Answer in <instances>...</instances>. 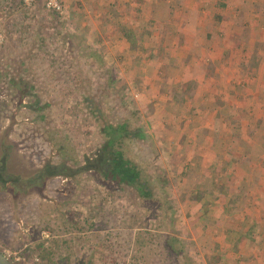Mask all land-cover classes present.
Listing matches in <instances>:
<instances>
[{
	"label": "rangeland",
	"instance_id": "obj_1",
	"mask_svg": "<svg viewBox=\"0 0 264 264\" xmlns=\"http://www.w3.org/2000/svg\"><path fill=\"white\" fill-rule=\"evenodd\" d=\"M60 1L0 3V252L264 264V0ZM121 123L149 198L76 173Z\"/></svg>",
	"mask_w": 264,
	"mask_h": 264
},
{
	"label": "trees",
	"instance_id": "obj_2",
	"mask_svg": "<svg viewBox=\"0 0 264 264\" xmlns=\"http://www.w3.org/2000/svg\"><path fill=\"white\" fill-rule=\"evenodd\" d=\"M7 76V75H6ZM5 76V77H6ZM4 77V73L0 71V82ZM8 78V76H7ZM15 77H12L10 82L15 84ZM19 84H22V80L18 79ZM23 88V86H21ZM21 95L27 96L26 89H20ZM41 119H43L41 117ZM105 134V141L103 145L97 150L93 158H88L85 164L82 165L77 172L82 171H94L100 174L105 179L116 182L118 185L124 187H132L136 189L139 194L144 198H149L153 195L152 189H150L149 182L143 178V172L133 160L129 159L121 147L123 140L130 136L131 131L128 129L127 123H121L117 126L107 125L102 130ZM135 134V133H134ZM7 156L5 155L0 160V181L5 186L8 182L16 183L20 177L14 174H7L6 172ZM71 167H68L65 162L60 165L46 164L33 178H43L44 176H57L70 174ZM33 181V180H32ZM12 184V183H11Z\"/></svg>",
	"mask_w": 264,
	"mask_h": 264
},
{
	"label": "built area",
	"instance_id": "obj_3",
	"mask_svg": "<svg viewBox=\"0 0 264 264\" xmlns=\"http://www.w3.org/2000/svg\"><path fill=\"white\" fill-rule=\"evenodd\" d=\"M37 0H22V3L24 5H26L27 7H29L30 5H35V2ZM46 1V8L50 11H61V4L62 2L60 0H45ZM1 39V38H0ZM7 257H9L12 260V257L10 255H8L7 253L3 252ZM16 261V260H15ZM18 261H20V259H17V261L15 263L18 264Z\"/></svg>",
	"mask_w": 264,
	"mask_h": 264
},
{
	"label": "water",
	"instance_id": "obj_4",
	"mask_svg": "<svg viewBox=\"0 0 264 264\" xmlns=\"http://www.w3.org/2000/svg\"><path fill=\"white\" fill-rule=\"evenodd\" d=\"M0 264H17L7 257L3 252H0Z\"/></svg>",
	"mask_w": 264,
	"mask_h": 264
},
{
	"label": "crops",
	"instance_id": "obj_5",
	"mask_svg": "<svg viewBox=\"0 0 264 264\" xmlns=\"http://www.w3.org/2000/svg\"><path fill=\"white\" fill-rule=\"evenodd\" d=\"M1 2H5V0H0V3H1Z\"/></svg>",
	"mask_w": 264,
	"mask_h": 264
}]
</instances>
